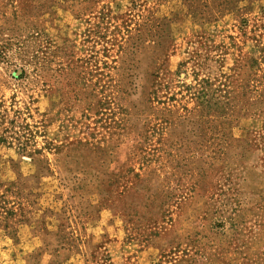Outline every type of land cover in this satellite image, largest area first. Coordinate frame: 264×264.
I'll return each mask as SVG.
<instances>
[{
  "label": "rangeland",
  "instance_id": "obj_1",
  "mask_svg": "<svg viewBox=\"0 0 264 264\" xmlns=\"http://www.w3.org/2000/svg\"><path fill=\"white\" fill-rule=\"evenodd\" d=\"M0 264H264V0H0Z\"/></svg>",
  "mask_w": 264,
  "mask_h": 264
}]
</instances>
